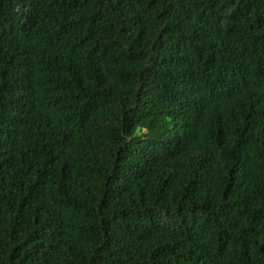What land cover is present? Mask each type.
<instances>
[{
  "label": "trees",
  "instance_id": "16d2710c",
  "mask_svg": "<svg viewBox=\"0 0 264 264\" xmlns=\"http://www.w3.org/2000/svg\"><path fill=\"white\" fill-rule=\"evenodd\" d=\"M0 264H264V0H0Z\"/></svg>",
  "mask_w": 264,
  "mask_h": 264
}]
</instances>
